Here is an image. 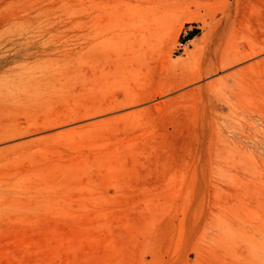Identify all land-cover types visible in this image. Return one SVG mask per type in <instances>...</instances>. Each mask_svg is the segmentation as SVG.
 I'll list each match as a JSON object with an SVG mask.
<instances>
[{"label": "rangeland", "instance_id": "374dc122", "mask_svg": "<svg viewBox=\"0 0 264 264\" xmlns=\"http://www.w3.org/2000/svg\"><path fill=\"white\" fill-rule=\"evenodd\" d=\"M262 50L264 0H0V264H264Z\"/></svg>", "mask_w": 264, "mask_h": 264}, {"label": "bare ground", "instance_id": "6f19581e", "mask_svg": "<svg viewBox=\"0 0 264 264\" xmlns=\"http://www.w3.org/2000/svg\"><path fill=\"white\" fill-rule=\"evenodd\" d=\"M263 51L264 50H262L261 52H263ZM257 54H259V53H257ZM254 55H256V53L255 54H250V55H247V56L238 57V59H236L234 61H231L230 63L229 62L228 63L226 62L225 65H224V67L230 66V65L235 64V63H238V62H242V61H244V60H246L248 58L253 57ZM29 133H32V132H25V133H21V134H17V135L15 134V135H11V137H14V136L15 137L16 136H24V135L29 134ZM0 142H1V140H0Z\"/></svg>", "mask_w": 264, "mask_h": 264}, {"label": "trees", "instance_id": "16d2710c", "mask_svg": "<svg viewBox=\"0 0 264 264\" xmlns=\"http://www.w3.org/2000/svg\"><path fill=\"white\" fill-rule=\"evenodd\" d=\"M199 33H200V30H197V29L193 30L192 32H190V33L188 34V40L193 39V38H194L195 36H197Z\"/></svg>", "mask_w": 264, "mask_h": 264}]
</instances>
